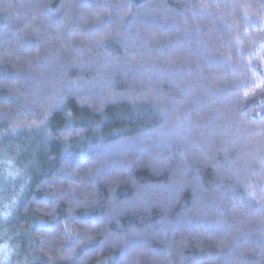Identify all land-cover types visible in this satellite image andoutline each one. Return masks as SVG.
<instances>
[{
  "label": "trees",
  "instance_id": "1",
  "mask_svg": "<svg viewBox=\"0 0 264 264\" xmlns=\"http://www.w3.org/2000/svg\"><path fill=\"white\" fill-rule=\"evenodd\" d=\"M3 211L15 263L264 264V0H0Z\"/></svg>",
  "mask_w": 264,
  "mask_h": 264
},
{
  "label": "rangeland",
  "instance_id": "2",
  "mask_svg": "<svg viewBox=\"0 0 264 264\" xmlns=\"http://www.w3.org/2000/svg\"><path fill=\"white\" fill-rule=\"evenodd\" d=\"M5 181L7 182L10 177L7 175L3 176ZM19 177V176H18ZM11 181L17 180V178L12 177L10 179ZM9 215L7 212L3 211L0 213V264H26V262H16L13 258V254L9 250V245L7 243V239L5 240V237L8 236L7 232V221H8Z\"/></svg>",
  "mask_w": 264,
  "mask_h": 264
}]
</instances>
